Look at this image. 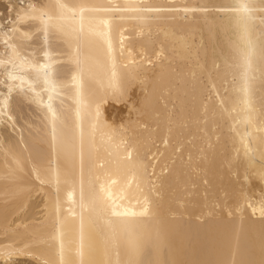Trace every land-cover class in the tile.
<instances>
[{"label":"bare ground","instance_id":"1","mask_svg":"<svg viewBox=\"0 0 264 264\" xmlns=\"http://www.w3.org/2000/svg\"><path fill=\"white\" fill-rule=\"evenodd\" d=\"M5 4L0 25L9 4H35L58 28L47 44L39 20L24 29L36 37L26 54L47 66L38 86L21 91L16 81L9 93L0 84L9 102L0 117V263L61 264L59 228L65 264H125L129 234L145 240L141 264H264V183L245 157V145L256 166L264 153V0ZM241 4L257 45L247 84Z\"/></svg>","mask_w":264,"mask_h":264},{"label":"snow or ice","instance_id":"2","mask_svg":"<svg viewBox=\"0 0 264 264\" xmlns=\"http://www.w3.org/2000/svg\"><path fill=\"white\" fill-rule=\"evenodd\" d=\"M63 8V5H59ZM47 6L37 7L35 4H29L26 8L22 5L19 11L16 10V6L9 4V19L5 21L3 25H0V40L3 41L4 53L0 55V66L3 67V71L7 74V81L0 80V84L7 83L8 92L11 93L14 90L15 82L20 81V89L23 91V86L28 84L29 88L33 86H38V80L41 75L40 69H44L47 66L40 64L37 67V61L33 54H26V48L28 43L35 40L36 37L33 36L31 31L24 30L26 26L34 25V22L39 20L43 25V31L45 35V43L48 42L49 32L52 29H57L58 26L53 22V17L45 9ZM16 11V19H11V13ZM237 13L236 24L239 29L241 40L243 42V48L241 50V58L243 65V77L245 84L249 82L252 77L254 62L257 58V45L250 38V32L252 28V16L250 14V6L246 4H241L235 8ZM264 23V21H262ZM10 25V26H9ZM62 30V29H60ZM47 52H45V57L47 58ZM259 58L262 63H264V43L260 45L259 48ZM36 73V78L32 79L31 73ZM115 73H113V79L109 83V87L112 89H118L120 87L119 82L115 79ZM29 79H25V77ZM44 84L49 90L54 91L56 85L51 81L49 73L45 71L43 73ZM75 79V76L73 77ZM31 80V83L29 81ZM8 99H0V117L7 116L8 112ZM79 103V101H78ZM49 112H52L51 106H49ZM99 107L96 109V117L99 119ZM79 116V111L77 112ZM10 119V117H9ZM56 117L53 114L52 118V130H53V141L56 140ZM245 157L247 162L256 167V176L259 180L264 183V153L261 154V161L258 166L255 165V161L252 159L250 154V148L245 145ZM70 198H71V194ZM251 206V205H250ZM81 207H85L83 196ZM93 211L95 208L93 207ZM261 212L264 215V200L261 202ZM54 240L59 242L60 253H61V264H65L63 259V253L65 245L63 239L60 236L59 228H57L56 234L53 236ZM83 239V238H82ZM115 239V238H114ZM145 244L143 237L137 234H129L126 241L124 242V247L128 253L129 258L125 264H141V262L136 259V257L142 251ZM81 255H83V242L81 243ZM39 260V258H38ZM44 264H51L50 261H45ZM81 264H84L82 261Z\"/></svg>","mask_w":264,"mask_h":264},{"label":"rangeland","instance_id":"3","mask_svg":"<svg viewBox=\"0 0 264 264\" xmlns=\"http://www.w3.org/2000/svg\"><path fill=\"white\" fill-rule=\"evenodd\" d=\"M5 3H6V0H0V7H5L7 5ZM3 12H4L3 9L0 8V14ZM0 18H2L1 15H0ZM0 264H2V263H0ZM4 264H35V263H31V261L29 262L28 260H23V259L22 260L21 259L16 260L13 258Z\"/></svg>","mask_w":264,"mask_h":264}]
</instances>
